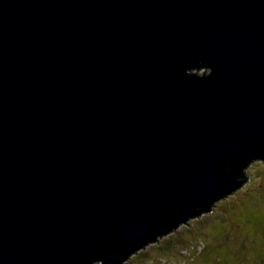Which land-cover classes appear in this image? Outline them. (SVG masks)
I'll return each instance as SVG.
<instances>
[{
    "label": "water",
    "instance_id": "1",
    "mask_svg": "<svg viewBox=\"0 0 264 264\" xmlns=\"http://www.w3.org/2000/svg\"><path fill=\"white\" fill-rule=\"evenodd\" d=\"M254 161L264 0H0V264H123Z\"/></svg>",
    "mask_w": 264,
    "mask_h": 264
},
{
    "label": "rangeland",
    "instance_id": "2",
    "mask_svg": "<svg viewBox=\"0 0 264 264\" xmlns=\"http://www.w3.org/2000/svg\"><path fill=\"white\" fill-rule=\"evenodd\" d=\"M246 173L248 182L242 188L218 201L209 213L161 238L169 239L178 231L176 238L183 239L171 254L173 258L170 254L156 256L155 244H151L123 264L143 259L144 251L153 257L151 264L160 258H164L162 264H264V164L254 161ZM196 245L204 250L198 258L193 257Z\"/></svg>",
    "mask_w": 264,
    "mask_h": 264
},
{
    "label": "trees",
    "instance_id": "3",
    "mask_svg": "<svg viewBox=\"0 0 264 264\" xmlns=\"http://www.w3.org/2000/svg\"><path fill=\"white\" fill-rule=\"evenodd\" d=\"M261 163H263V162H261ZM185 224H187V222ZM189 224H187V225H189ZM176 233H178V231ZM176 233H174V235L171 238H169L170 236H168L167 238H169V239H161V238L158 239V242L154 245V247H155L154 250H155L156 256L158 255L159 257H161L162 255H165V254L169 255L170 254L169 256L173 258V256H171V254H173V251L175 250L176 246L178 244H182L184 242V241H182L183 240L182 238H176ZM164 237L165 236H163L162 238H164ZM202 248L203 247H201L200 245H196V247L194 248V252H196V254L193 257H195V258L200 257L204 251V250H202ZM182 250H185V249H182ZM146 252L147 251L143 252V254H145V257L143 259L136 260V261L134 260L133 262H129L127 264H132V263L133 264H151L152 262L150 260L153 259V257L149 254V252H147V253ZM139 255L141 256L142 254H139ZM154 258H155V256H154ZM163 260H164V258H160L159 260H157L156 264H162L164 262Z\"/></svg>",
    "mask_w": 264,
    "mask_h": 264
}]
</instances>
